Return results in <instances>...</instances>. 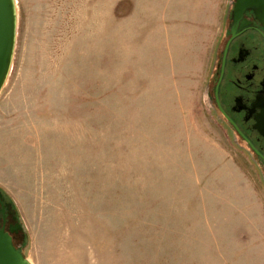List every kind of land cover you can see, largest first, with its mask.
I'll list each match as a JSON object with an SVG mask.
<instances>
[{
  "label": "rangeland",
  "instance_id": "374dc122",
  "mask_svg": "<svg viewBox=\"0 0 264 264\" xmlns=\"http://www.w3.org/2000/svg\"><path fill=\"white\" fill-rule=\"evenodd\" d=\"M127 2L16 0L0 190L17 249L31 264H264V182L206 99L229 0L117 18Z\"/></svg>",
  "mask_w": 264,
  "mask_h": 264
},
{
  "label": "flooded vegetation",
  "instance_id": "af4514ba",
  "mask_svg": "<svg viewBox=\"0 0 264 264\" xmlns=\"http://www.w3.org/2000/svg\"><path fill=\"white\" fill-rule=\"evenodd\" d=\"M229 0L227 19L206 89L211 113L230 135L234 144L253 164L264 182V18L251 10L234 16ZM248 5L264 0H245ZM231 18H243L245 25L231 33ZM19 229L13 234L9 231ZM11 238L23 240L22 223L13 203L0 190V230ZM17 248V247H16Z\"/></svg>",
  "mask_w": 264,
  "mask_h": 264
},
{
  "label": "water",
  "instance_id": "95a60500",
  "mask_svg": "<svg viewBox=\"0 0 264 264\" xmlns=\"http://www.w3.org/2000/svg\"><path fill=\"white\" fill-rule=\"evenodd\" d=\"M246 10H251L257 15H264V4L248 5L245 0H238L233 6V15H241ZM256 19L264 22V18ZM231 20L233 21L232 35L237 27L246 23L243 18H231ZM17 25L16 0H0V92L11 70L17 38ZM208 98L206 93L207 102ZM17 229H19V225L15 229H10L9 232L13 234ZM0 264H31L13 245L11 236L4 229L0 230Z\"/></svg>",
  "mask_w": 264,
  "mask_h": 264
},
{
  "label": "crops",
  "instance_id": "0c3cea01",
  "mask_svg": "<svg viewBox=\"0 0 264 264\" xmlns=\"http://www.w3.org/2000/svg\"><path fill=\"white\" fill-rule=\"evenodd\" d=\"M129 3V12L127 14L120 12L121 16L117 18H200L196 0H188L187 2L182 0V3L180 0H161L158 1L159 10L154 11V13L150 10L148 0H129ZM239 161L241 160L236 161L234 158L229 160L230 173L250 174L238 164Z\"/></svg>",
  "mask_w": 264,
  "mask_h": 264
}]
</instances>
